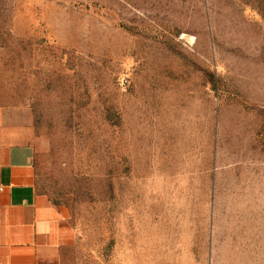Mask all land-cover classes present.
Returning <instances> with one entry per match:
<instances>
[{
	"label": "rangeland",
	"instance_id": "374dc122",
	"mask_svg": "<svg viewBox=\"0 0 264 264\" xmlns=\"http://www.w3.org/2000/svg\"><path fill=\"white\" fill-rule=\"evenodd\" d=\"M0 105L63 264H264V0H0Z\"/></svg>",
	"mask_w": 264,
	"mask_h": 264
},
{
	"label": "crops",
	"instance_id": "0c3cea01",
	"mask_svg": "<svg viewBox=\"0 0 264 264\" xmlns=\"http://www.w3.org/2000/svg\"><path fill=\"white\" fill-rule=\"evenodd\" d=\"M76 240L65 210L39 190L28 125L0 105V264H63Z\"/></svg>",
	"mask_w": 264,
	"mask_h": 264
}]
</instances>
